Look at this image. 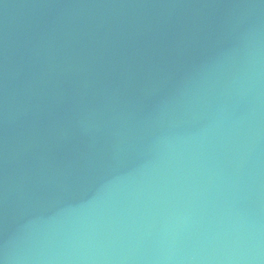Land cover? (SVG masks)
<instances>
[{"label":"water","instance_id":"obj_1","mask_svg":"<svg viewBox=\"0 0 264 264\" xmlns=\"http://www.w3.org/2000/svg\"><path fill=\"white\" fill-rule=\"evenodd\" d=\"M0 264H264V0H0Z\"/></svg>","mask_w":264,"mask_h":264}]
</instances>
